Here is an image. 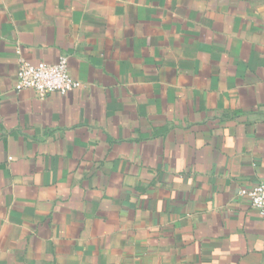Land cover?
<instances>
[{"label":"crops","instance_id":"0c3cea01","mask_svg":"<svg viewBox=\"0 0 264 264\" xmlns=\"http://www.w3.org/2000/svg\"><path fill=\"white\" fill-rule=\"evenodd\" d=\"M261 183L264 0H0V264H264Z\"/></svg>","mask_w":264,"mask_h":264},{"label":"built area","instance_id":"2783aa9c","mask_svg":"<svg viewBox=\"0 0 264 264\" xmlns=\"http://www.w3.org/2000/svg\"><path fill=\"white\" fill-rule=\"evenodd\" d=\"M81 87V82L76 81L70 74L69 58L62 57L54 65L46 63L31 65L22 62L15 90L17 92L32 90L39 98L45 99L55 93L64 96ZM241 194L247 196L252 209L264 217V183L258 184L250 190H243Z\"/></svg>","mask_w":264,"mask_h":264}]
</instances>
